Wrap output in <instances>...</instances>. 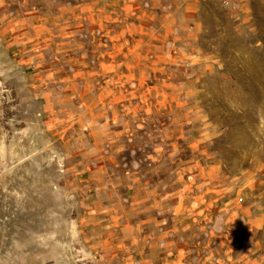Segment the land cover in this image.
I'll return each instance as SVG.
<instances>
[{
    "label": "rangeland",
    "instance_id": "1",
    "mask_svg": "<svg viewBox=\"0 0 264 264\" xmlns=\"http://www.w3.org/2000/svg\"><path fill=\"white\" fill-rule=\"evenodd\" d=\"M0 264H264V0H0Z\"/></svg>",
    "mask_w": 264,
    "mask_h": 264
},
{
    "label": "crops",
    "instance_id": "2",
    "mask_svg": "<svg viewBox=\"0 0 264 264\" xmlns=\"http://www.w3.org/2000/svg\"><path fill=\"white\" fill-rule=\"evenodd\" d=\"M2 39V41L4 42V39L3 38H1ZM23 41H25V39L23 38ZM6 43H8V41L6 42ZM9 44V43H8ZM12 48H11V45L9 44V45H7V47H6V52H5V54L9 57V58H12V57H14V56H16L17 57V53H13L12 51ZM27 50L26 49H24L22 52L23 53H25ZM27 63H26V61H24L21 65H26ZM32 68V67H31ZM27 69H29V68H27ZM37 68H35V70H36ZM175 213V212H174ZM175 215H177V214H175ZM176 218H177V216H175ZM174 220H175V218H174Z\"/></svg>",
    "mask_w": 264,
    "mask_h": 264
}]
</instances>
